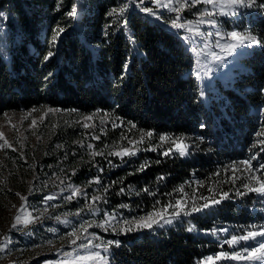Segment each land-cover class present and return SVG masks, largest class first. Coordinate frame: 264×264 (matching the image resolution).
Segmentation results:
<instances>
[{
  "label": "trees",
  "instance_id": "obj_1",
  "mask_svg": "<svg viewBox=\"0 0 264 264\" xmlns=\"http://www.w3.org/2000/svg\"><path fill=\"white\" fill-rule=\"evenodd\" d=\"M188 2L202 19L225 16ZM126 4L0 0V115L43 113L40 142L6 150L1 192L19 190L20 207L43 218H81L102 244L88 264H202L219 248L214 235L264 219V194L250 191L264 183V0L234 6L259 42L239 58L241 80L212 101L197 79L196 63L204 72L212 58L205 45ZM124 149L134 154L115 155ZM149 214L159 223L137 228Z\"/></svg>",
  "mask_w": 264,
  "mask_h": 264
},
{
  "label": "rangeland",
  "instance_id": "obj_2",
  "mask_svg": "<svg viewBox=\"0 0 264 264\" xmlns=\"http://www.w3.org/2000/svg\"><path fill=\"white\" fill-rule=\"evenodd\" d=\"M193 3L188 0H160L158 5L156 0H142V2L141 0H127L125 7L130 9L137 6L147 18L166 27L183 31L186 37L192 38L201 47L205 45L201 48L200 55L206 52L212 58L207 59L208 56L204 55L207 63L204 66V72L196 63L197 79L205 89L207 100L212 101L218 98L222 88H232L235 81L241 80L239 76L247 71L239 58L243 56L249 43L239 44L230 36V33L237 32L241 35H249V33L243 29L240 21H236L238 15L234 14V9L238 5L235 7L231 5L226 13L222 6L229 4L227 0H213L210 5L215 6L214 9L219 14L225 13L224 18L217 19L214 17L217 14L210 9L206 19H202L206 12H196ZM144 8H151L153 13L143 11ZM189 15H191L190 18H188ZM173 20L182 27H175ZM225 34L230 40L232 38V43L229 39L225 42ZM231 44H237V53L236 49L227 50V46ZM218 52L228 55L231 61H225L223 56L217 57ZM42 120L43 113L40 111L5 112L0 115V134H2L0 135V162H3L8 149L23 153L26 147H35L40 142L38 128ZM25 161L29 167V159ZM4 165L5 163H0V249H2L0 250V264H88V262L102 260L101 239L97 233L88 232L87 228L83 227L81 218L61 214L43 218L35 208L20 207L22 194L19 190L7 194L2 193L1 187L5 184L6 177L9 180L8 175L11 172L9 166L6 164L4 168ZM255 210L264 211V203L255 206ZM17 215L21 217V223L13 227ZM26 219L30 222L24 223ZM77 223H81L79 230L74 229ZM261 226H264V219L248 220L247 223L238 225L237 229L217 233L214 238L219 248L216 253H208L202 264H264V260L251 258L216 259L221 252L228 253L229 257L236 253L248 257L249 253L244 251L245 247L249 249V252H252L253 247L257 249L252 252L253 256L264 254V249H259L264 236L258 235L255 240L240 241L234 246L226 243L233 235L243 236L249 231H264ZM95 253L100 255L94 256ZM208 257H213V259L208 261Z\"/></svg>",
  "mask_w": 264,
  "mask_h": 264
},
{
  "label": "snow or ice",
  "instance_id": "obj_3",
  "mask_svg": "<svg viewBox=\"0 0 264 264\" xmlns=\"http://www.w3.org/2000/svg\"><path fill=\"white\" fill-rule=\"evenodd\" d=\"M142 2V0H141ZM156 2L158 3L159 5V2L160 0H156ZM206 3H213V0H205ZM227 2L231 5H234V6H246V7H251L252 5H254L256 3V0H247V3L245 2V0H227ZM162 6V5H161ZM125 9H120L119 11L120 12H123ZM143 11L147 12V13H153V10L151 8H144ZM115 12V10H114ZM75 14V9H73L72 12L69 13V15H74ZM0 15H2V13H0ZM173 25L175 27H182V25L180 24H177L175 20L172 21ZM60 31H63V29H61ZM230 36L235 39L239 44H244V43H258L259 41L256 40V37L254 36H251V35H241L240 33H237V32H232L230 33ZM237 47V44H231V45H228L227 46V50L228 51H234ZM53 53L52 52H49L48 53V56L45 57V59H47L48 57L52 56ZM50 112L52 111H58V110H55V109H49ZM86 119H91V117H86ZM33 124H35V121H33ZM85 127H88L89 125L85 124L84 125ZM2 135V134H0ZM148 136H151L152 134L151 133H147ZM96 139H98L99 137H95ZM161 140H164L166 139L165 137H161L160 138ZM5 144L7 145V141H5ZM10 146V145H8ZM187 148L186 145L183 144L182 140L178 143V150H180L181 152V155L185 154V149ZM103 153H93V155H102ZM130 154H134V153H131L128 149H124L122 152H117L115 153V155L117 156H122V155H130ZM165 155H167V153H165ZM245 164L248 163V161H244ZM264 167V166H262ZM99 182V181H97ZM79 190H75L74 194H76ZM250 191H256V192H260L262 194H264V183H261L260 184V187L259 188H253V189H250ZM17 195H19V193H17ZM227 195V194H225ZM48 199H52L53 197L49 196L47 197ZM21 199H26V197H21ZM69 199H71V197H69ZM94 199H99L98 197L94 198ZM205 207H207V205H205ZM198 210V209H197ZM29 216L31 214H28ZM151 216L152 214H149V217L147 218H140V221H137L135 222L136 224V227L137 228H140V227H143V228H151L153 226L154 223H159V221L157 220H153L151 219ZM57 219H59V217H57ZM161 219H163V216H161ZM30 222L29 220H25L24 223H28ZM21 223V217L19 215H17L15 217V222L13 223V227H16L18 224ZM126 223H130V222H127ZM168 223H171V221L169 220ZM262 228H264V226H261ZM128 231H131L132 229L131 228H128L127 229ZM191 230V229H189ZM260 235V236H264V231H260V232H253V231H249L247 233V235H243V236H236V235H233L231 237V239L227 240L226 243H228L229 245H236L238 244L240 241H249V240H255L256 237ZM109 244H112V243H119V242H112V241H109L108 242ZM259 249H264V241H261L260 244H259ZM2 250V249H0ZM244 251L245 252H248L249 255L248 257H244V256H241L239 253H236V254H233L231 255V257H229V254L228 253H224V252H221L217 257L216 259H228V258H231V259H245V258H251V259H255V260H264V254L262 255H259V256H253L252 255V252H255L257 251V249L255 247H253L252 249V252H249V249L247 247L244 248ZM94 256H99L100 254L99 253H95L93 254ZM213 259V257H208L207 260L208 261H211Z\"/></svg>",
  "mask_w": 264,
  "mask_h": 264
}]
</instances>
